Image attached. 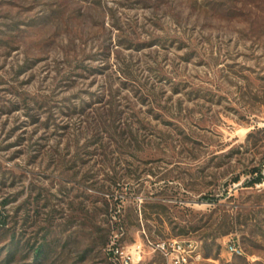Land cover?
<instances>
[{
	"label": "rangeland",
	"instance_id": "374dc122",
	"mask_svg": "<svg viewBox=\"0 0 264 264\" xmlns=\"http://www.w3.org/2000/svg\"><path fill=\"white\" fill-rule=\"evenodd\" d=\"M263 165L264 0H0V264H264Z\"/></svg>",
	"mask_w": 264,
	"mask_h": 264
},
{
	"label": "built area",
	"instance_id": "2783aa9c",
	"mask_svg": "<svg viewBox=\"0 0 264 264\" xmlns=\"http://www.w3.org/2000/svg\"><path fill=\"white\" fill-rule=\"evenodd\" d=\"M262 175V182L256 183L257 188H264V165L260 168ZM258 173H255L254 176H257ZM252 178L250 175L249 179ZM201 247L198 242L191 240H172L170 242L163 241L158 243L156 249L159 250L164 256L167 264H189L188 255H191V248ZM140 249V246H138ZM228 251L232 254V251L240 252L241 256H244L245 253L240 251V245L234 240H229L227 244ZM205 260L204 257H196V264H201Z\"/></svg>",
	"mask_w": 264,
	"mask_h": 264
},
{
	"label": "trees",
	"instance_id": "16d2710c",
	"mask_svg": "<svg viewBox=\"0 0 264 264\" xmlns=\"http://www.w3.org/2000/svg\"><path fill=\"white\" fill-rule=\"evenodd\" d=\"M260 171L261 170L258 167L252 169V171H251L252 178L247 180V183L245 186H254L256 183L262 182L263 179H262V175H261ZM255 173H258V175L254 176ZM238 181H239V178L234 179V182H238ZM207 200L213 204L218 202V199H216V198H207ZM152 209L156 210L155 212L158 215L167 214L169 212V207H167L166 205L160 204V203L153 205ZM171 228H172V232L175 236H182V235L185 236L186 234H188V232L191 229V227H189V226L179 227V226H172V225H171ZM148 230H149V234L153 237H162L165 235L164 227L158 231L157 230L151 231L150 229H148ZM230 230L231 229H227L226 231H224L223 234L225 235V234L230 233L231 232ZM36 253H37L38 258L41 257L44 253L43 248L42 247L38 248Z\"/></svg>",
	"mask_w": 264,
	"mask_h": 264
},
{
	"label": "bare ground",
	"instance_id": "6f19581e",
	"mask_svg": "<svg viewBox=\"0 0 264 264\" xmlns=\"http://www.w3.org/2000/svg\"><path fill=\"white\" fill-rule=\"evenodd\" d=\"M240 251L245 253L244 249L240 246ZM232 255L241 256L240 252L232 251ZM196 257H204L203 252L199 247L191 248V255H188V263L196 264Z\"/></svg>",
	"mask_w": 264,
	"mask_h": 264
}]
</instances>
